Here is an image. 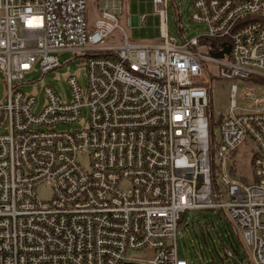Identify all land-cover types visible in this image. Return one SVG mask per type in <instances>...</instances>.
Instances as JSON below:
<instances>
[{
	"label": "built area",
	"instance_id": "built-area-1",
	"mask_svg": "<svg viewBox=\"0 0 264 264\" xmlns=\"http://www.w3.org/2000/svg\"><path fill=\"white\" fill-rule=\"evenodd\" d=\"M124 2L0 0V264H189L180 219L212 208L264 264V0H192L190 20L206 32L185 39L178 25L180 42L168 0H151L157 41H130ZM223 44L222 58L210 54ZM62 52L84 59L86 87L68 75L62 101L43 86L36 111L23 79L59 67ZM214 78L242 83L229 87L219 144L208 116ZM243 144L249 182L234 174Z\"/></svg>",
	"mask_w": 264,
	"mask_h": 264
},
{
	"label": "rangeland",
	"instance_id": "rangeland-1",
	"mask_svg": "<svg viewBox=\"0 0 264 264\" xmlns=\"http://www.w3.org/2000/svg\"><path fill=\"white\" fill-rule=\"evenodd\" d=\"M168 4V31L178 42L182 41V37L179 36L178 25L183 28L185 39H192V37L206 32L203 26L190 20L192 0H168ZM124 5L127 18L129 19V24H124V29L129 40L156 42L158 39V18H156L153 12L151 0H125ZM178 11L180 21H177L176 18ZM141 15H145V21L133 25L130 18ZM58 62L60 63L59 67L50 69L46 73H43L36 67L23 79L24 84L20 88L22 91L36 97V111H39L45 102L43 86H53L61 96L62 101L70 100L71 93L66 79L68 75H75L79 80L81 88L85 89L86 87L85 64L81 56H75L70 52H62L58 54ZM1 79L2 75L0 72V100H3L5 89ZM232 83L242 84L238 79L214 78L212 80L210 101L212 103V116L216 123L220 120V115L224 116L228 110L229 87ZM256 91L263 93L264 86L258 88ZM83 116H85V112H83ZM84 120L85 117L83 118ZM79 126L80 124L65 125L58 126L57 128L65 130ZM213 132V143L219 144L221 133L219 132L218 124L213 126ZM251 152L250 147L244 144L239 145L236 151V159L239 163L234 174L244 182H249V178H252L249 160ZM80 161L85 166V158L82 157ZM216 182L219 190L223 191L218 177ZM38 193L44 199L50 197L49 190L46 187L38 188ZM226 198L227 195H224L222 200L225 201ZM176 235L179 256L189 264H254L250 259L249 247L245 245L240 233H238L230 220L226 218L225 213L219 208L186 211L183 214L182 222L178 224ZM226 252H230L232 255H227ZM154 254L152 251L148 255V258L153 257ZM127 255L141 258L144 255V250H130Z\"/></svg>",
	"mask_w": 264,
	"mask_h": 264
},
{
	"label": "water",
	"instance_id": "water-1",
	"mask_svg": "<svg viewBox=\"0 0 264 264\" xmlns=\"http://www.w3.org/2000/svg\"><path fill=\"white\" fill-rule=\"evenodd\" d=\"M223 45L225 46V48L223 50H221L220 52H213V51H211L210 54L212 56H214V57L222 58L223 54L228 53V51H229V46L228 45H225V44H223ZM125 264H140V263L128 262L127 261Z\"/></svg>",
	"mask_w": 264,
	"mask_h": 264
},
{
	"label": "trees",
	"instance_id": "trees-1",
	"mask_svg": "<svg viewBox=\"0 0 264 264\" xmlns=\"http://www.w3.org/2000/svg\"><path fill=\"white\" fill-rule=\"evenodd\" d=\"M208 116H209V118H210V129H211V132H212V135H213V126H215L216 124H218V122L216 123L215 122V120H214V118H213V116L210 114V110H208ZM236 155V152H234L233 154H232V156L234 157ZM214 168H215V166H214ZM204 210H208V209H204ZM212 210V209H211ZM223 211V210H222ZM223 213H224V211H223ZM226 216V215H225ZM182 222V218L180 219V222L179 223H181ZM232 255V254H231Z\"/></svg>",
	"mask_w": 264,
	"mask_h": 264
},
{
	"label": "crops",
	"instance_id": "crops-1",
	"mask_svg": "<svg viewBox=\"0 0 264 264\" xmlns=\"http://www.w3.org/2000/svg\"><path fill=\"white\" fill-rule=\"evenodd\" d=\"M126 11V10H125ZM138 17L139 16H134V17H132L131 19H132V24L133 25H137V24H139L140 22H138Z\"/></svg>",
	"mask_w": 264,
	"mask_h": 264
}]
</instances>
